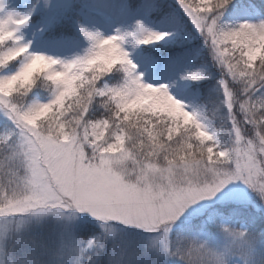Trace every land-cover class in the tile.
I'll use <instances>...</instances> for the list:
<instances>
[{
  "label": "snow or ice",
  "instance_id": "obj_1",
  "mask_svg": "<svg viewBox=\"0 0 264 264\" xmlns=\"http://www.w3.org/2000/svg\"><path fill=\"white\" fill-rule=\"evenodd\" d=\"M0 264H264V0H0Z\"/></svg>",
  "mask_w": 264,
  "mask_h": 264
}]
</instances>
